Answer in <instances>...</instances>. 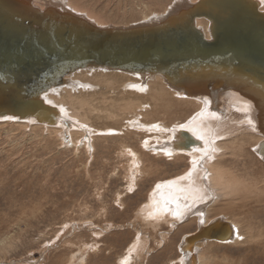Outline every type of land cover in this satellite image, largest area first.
<instances>
[{"label": "rangeland", "instance_id": "1", "mask_svg": "<svg viewBox=\"0 0 264 264\" xmlns=\"http://www.w3.org/2000/svg\"><path fill=\"white\" fill-rule=\"evenodd\" d=\"M174 1L67 0V4L100 18L105 23L102 26L121 27L138 23L150 14L162 15ZM98 81L103 96H108L104 97L123 94H117L122 91L121 78ZM85 97L96 100L93 103L97 106L105 105L99 96ZM183 106L180 104L172 114L151 112L147 120L162 119L167 125L184 120L189 107ZM61 107L71 108L70 104ZM128 114L118 112V117L90 119L87 123L105 131L120 127L122 119H130ZM117 135H96L90 144L67 147L71 139L83 143L88 136L74 138L69 131L66 135L57 134L31 123L0 121V264H121L125 259L129 264H181L183 237L195 232L199 222L187 219L174 228L170 226L172 220L163 219L154 228L143 220L140 209L158 184L177 179L193 166L191 160L188 156L176 160L165 153L161 156L150 148L143 149L145 138L153 136L150 133L137 136L130 130ZM131 149L140 150V164H134L129 155ZM251 150V155L238 161L228 155L223 165L238 179L252 183V202L246 203V196H240L238 199L244 203L237 201L238 207L226 206L220 198L211 212L237 222L244 238L249 231L248 239L246 236L236 243L205 244L201 250L204 264H264V162L254 158ZM204 193L202 201L207 198ZM199 211L200 208L192 217L198 220ZM138 245L141 248L136 250Z\"/></svg>", "mask_w": 264, "mask_h": 264}, {"label": "bare ground", "instance_id": "2", "mask_svg": "<svg viewBox=\"0 0 264 264\" xmlns=\"http://www.w3.org/2000/svg\"><path fill=\"white\" fill-rule=\"evenodd\" d=\"M14 1H19L18 3L24 8L29 4L21 0ZM33 1L42 10L47 8L45 7L46 2H54L60 8L48 7L60 14H66L74 10L75 13L83 14L99 25L105 24L92 13L85 12L74 5L71 6L70 3L68 5L67 0ZM255 1L264 11V0ZM186 2L194 3V0H175L162 15L150 14L149 17L146 16L147 18H143V20L134 24L159 20L170 11L179 12L182 7H186ZM184 11L179 12V14H184ZM196 25L203 32L206 39L209 40L211 38L210 23L199 19ZM183 68L175 75L134 74L96 67L80 68L68 73L44 95L45 101L56 109L54 116L56 120L52 123L44 122L51 119L45 115L42 117L0 118V121L15 122L21 125L31 123L34 126L45 127L47 130H54L57 134L63 132L66 135L69 131V134L74 135V138L75 135L85 138L88 136L83 143L71 139L66 145L67 147H70V144L74 146L78 143L79 146L86 143L90 144V141L96 135L113 136L117 133L121 135L124 131L128 134L130 130H134L135 135L138 136L139 133L145 132L153 136L145 138L147 140L141 146L143 149L150 148L155 151L156 155L163 156L165 153L169 158L173 157L176 160L188 156L187 159L191 160L189 163L193 166H189L177 179L170 180L168 183H166L168 179L163 180L165 181L163 185L158 184L157 188L150 193L148 201L140 209V215L147 224L154 228L159 227L163 219L166 221L172 220L170 226L174 228L178 223L183 224L187 219L189 222L193 219L196 223L199 222L195 232L186 234L183 237V245L180 247V253L183 257H181L180 262L181 264H204L201 250L205 244L209 242L236 243L237 240L245 239L249 232H245L247 235L244 238L237 222L230 220L225 215H213L211 212L220 198L226 202V206L234 205L238 207L237 201L249 203L252 202L255 196V188L251 185L252 183L248 180L238 179L234 173L230 172L228 166L223 165V160L228 155H231L233 160L244 159L245 156L251 155V149H253L254 158H259L264 162L261 154V147L264 144V71L246 73L238 65H201V67L185 65ZM99 78H121L123 82L122 91H118L117 94L120 92H123V94L107 98V94L104 93V96H107L104 97L103 91L99 88L101 85L98 81ZM76 81H79V83ZM81 82L83 85L80 84ZM83 87L84 89H82ZM97 90L98 93H96ZM114 93L115 91H113ZM85 95L90 96L92 99L99 96L101 100L103 99L105 105L97 106L98 104L93 103L96 100L92 101ZM101 96L103 97L101 98ZM182 103L189 107L187 110L185 109L186 117L183 115L184 120L175 121L169 125L162 119V121L151 122L147 120L148 114L151 112L156 113L155 115L162 112L165 115L178 110ZM68 104L71 107L69 110L61 107V105L66 106ZM153 109L154 111H152ZM182 109L184 108L181 107ZM85 111H87L86 115H82L85 114ZM124 111H128L130 119H125L127 120L126 123L122 119L120 127L102 131L99 128L96 129L92 123H87L90 119L115 118L118 117V112ZM183 111L181 112L184 113ZM186 134L187 138L198 141V144L193 145L188 150L179 147L180 142H184V135ZM89 136L92 138H89ZM60 140L62 141L63 138H60ZM246 146L248 150H246ZM130 154L134 159V164L141 163L139 161L141 157L140 150L131 149ZM206 158L207 160H205ZM253 174L251 173V175ZM203 191L207 194V198L203 197L202 201ZM240 196H246L244 202L238 199ZM205 200L209 201L206 202ZM199 208L200 211L197 214L199 218L197 220V218L192 217V214ZM188 216L191 218H188ZM215 221L220 224L224 222L231 224L236 230L235 233L228 240H195L194 237H191L197 233H202L211 222ZM258 237H256V240L260 238ZM164 243L166 244V242ZM141 246L144 248L143 243H141ZM141 246L138 245L136 250H139ZM127 260L125 259L121 264H129L126 262Z\"/></svg>", "mask_w": 264, "mask_h": 264}, {"label": "water", "instance_id": "3", "mask_svg": "<svg viewBox=\"0 0 264 264\" xmlns=\"http://www.w3.org/2000/svg\"><path fill=\"white\" fill-rule=\"evenodd\" d=\"M21 1L29 3L28 8L19 1L0 0L3 119L45 115L51 119L40 121L52 123L56 109L44 95L80 68L161 75H175L185 65H238L246 73L264 71V11L255 0L186 2L179 11L184 14L170 11L159 20L125 27L102 26L72 11L60 14L48 7L60 8L54 2H46L42 10L33 0ZM199 19L211 25L209 40L197 28ZM184 136L181 149L198 144ZM261 154L264 158V144ZM234 233L231 224L215 221L191 237L228 240Z\"/></svg>", "mask_w": 264, "mask_h": 264}, {"label": "crops", "instance_id": "4", "mask_svg": "<svg viewBox=\"0 0 264 264\" xmlns=\"http://www.w3.org/2000/svg\"><path fill=\"white\" fill-rule=\"evenodd\" d=\"M215 240V239H214Z\"/></svg>", "mask_w": 264, "mask_h": 264}]
</instances>
